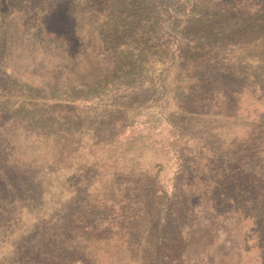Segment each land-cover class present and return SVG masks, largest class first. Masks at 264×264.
Returning a JSON list of instances; mask_svg holds the SVG:
<instances>
[{
	"label": "trees",
	"instance_id": "obj_1",
	"mask_svg": "<svg viewBox=\"0 0 264 264\" xmlns=\"http://www.w3.org/2000/svg\"><path fill=\"white\" fill-rule=\"evenodd\" d=\"M15 1L0 30L4 60L20 59L14 40L62 53L63 65L39 61L30 72L39 89L60 87L54 99L111 77L116 65L100 58L107 40L134 43L157 29L144 0ZM161 4L180 44L157 124L129 122L138 92L86 129L67 123L77 115L66 105L41 108L32 90L0 102V264H226L229 253L264 264V38L244 40L262 49L238 56L240 34L264 37V0ZM165 160L176 164L170 190Z\"/></svg>",
	"mask_w": 264,
	"mask_h": 264
},
{
	"label": "rangeland",
	"instance_id": "obj_2",
	"mask_svg": "<svg viewBox=\"0 0 264 264\" xmlns=\"http://www.w3.org/2000/svg\"><path fill=\"white\" fill-rule=\"evenodd\" d=\"M163 1L165 0H144L142 9L157 13L158 22L155 33H146L141 41L137 37L134 43L128 40L127 42H120L115 45L112 41L107 40L104 46L105 53L100 58L106 68L113 69V64L116 65V68L112 71L113 74L107 81L103 80L89 85V87H83L82 85L75 87L73 89L74 100H69L65 96L54 99L53 97L61 92L60 87L59 90L50 94L51 92L38 88V85L40 86L44 83L41 76L32 77L30 75L31 70L36 69V63L39 61L43 62L47 68L63 65L60 63L62 62L60 59L64 57L62 53H55L52 56L49 53L46 54L41 47L33 46L30 42L19 43V40H14L15 44L9 48L12 50L17 49L21 57L20 59L19 57L16 59L14 54H12L7 60H4L3 51L6 44L5 39H1L0 102L3 103V100L10 101L11 99H16L18 95H28L29 90H32L34 95L39 96V99H36V101L42 104L41 108H46L45 104L61 103L66 105L69 109H73L74 114L77 115L76 118H70L67 123L72 125L73 128L86 129L94 126L92 122L95 121L97 115L102 114V112H109L110 110V112L114 111L117 106H121L128 94L131 96L133 92H138L141 95L140 103L136 108L138 112L135 116L129 117V122L135 124L138 129L144 128L145 123L148 124L149 121H157L155 123L157 124L163 115V105L166 104L165 101L169 99L172 93L169 81L164 79L165 68L171 63L170 61H173L172 53L175 50L177 54L178 44H180L179 36L171 26L167 25L170 15L167 14L164 6L161 4ZM17 3L15 0H0L1 31L5 30L3 25L8 23L9 19L13 17ZM246 31H250V34L243 33L238 38L241 41L239 46H243V49L239 50L241 54L238 53L240 58L250 53H257L256 49H262V47H258L259 45L254 46V41H252V46H247L244 42L247 39L258 40L259 38H264L262 37V33L257 28L252 27ZM241 32H244V30ZM96 39H98V36H96ZM228 51L227 49L226 55L229 53ZM229 57L232 56L229 55ZM175 59H177V56ZM13 69L14 71H12ZM18 69L20 76L16 77ZM60 81L63 82L64 79ZM21 82H27L28 84H24L26 87H23V84H20ZM7 104L11 107L9 111H14L18 108L16 104L13 105L11 102ZM257 105L260 110L264 109V101ZM234 128L240 136L245 135V128L241 123H237ZM163 164L161 175L164 177V181H166L168 190H170L171 179L176 164L173 160H165ZM222 237L224 236H220L221 240L224 241ZM244 239V236L240 235L235 240L240 244ZM224 244V246H229L227 242ZM255 255L249 256L251 264H260V258L258 259ZM225 259L228 261L226 264H239L236 255L233 258L232 253H229ZM219 261L217 257L213 256L209 264H219ZM195 264L208 263H206L205 259H202Z\"/></svg>",
	"mask_w": 264,
	"mask_h": 264
}]
</instances>
